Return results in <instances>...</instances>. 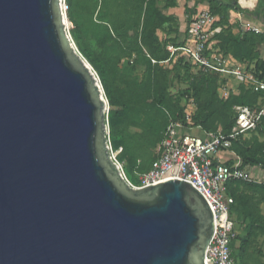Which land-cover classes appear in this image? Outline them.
<instances>
[{
	"label": "water",
	"instance_id": "water-1",
	"mask_svg": "<svg viewBox=\"0 0 264 264\" xmlns=\"http://www.w3.org/2000/svg\"><path fill=\"white\" fill-rule=\"evenodd\" d=\"M62 19L60 0H0V264H205L210 206L183 181L125 182Z\"/></svg>",
	"mask_w": 264,
	"mask_h": 264
},
{
	"label": "trees",
	"instance_id": "trees-1",
	"mask_svg": "<svg viewBox=\"0 0 264 264\" xmlns=\"http://www.w3.org/2000/svg\"><path fill=\"white\" fill-rule=\"evenodd\" d=\"M164 1H167L165 2L166 7L174 8L176 6L175 0H129L130 5L137 13L138 26L140 27L138 33L139 43L136 48L140 54L143 48L150 55V58L146 60L149 79L153 78L151 60H165L169 55L166 50L168 42L165 41L162 43L159 40L157 32L165 25H171L177 22L173 16L164 15L158 8L157 4ZM195 1L200 3L207 2L209 13L217 18L214 26L221 28L220 33L213 37V42L216 41V43L214 42L212 49L245 65L247 69H249V66L245 62H253L254 67L250 69L259 78H264V59L258 57L256 50L258 44H264V35L252 32L235 34L229 25L228 13L230 11L236 13L247 12L241 9L238 0ZM263 1H257L256 10L261 7ZM67 5V17L73 24V29L71 30L72 39L78 51L92 66L99 77L105 97L110 106L108 125L113 148L115 150L121 149L118 158L126 162L130 171L135 168L138 173L146 172L151 167L152 162L157 158V148L161 142L163 133L159 138L154 156L150 161L143 167H140V165L136 166L135 157L130 151L125 139L128 108L124 105V101L120 99L117 93L116 70L90 49L78 22L73 16L74 0H67ZM185 12L188 14L190 10L185 9ZM111 32L114 34L117 30H111ZM185 33L187 35V28ZM190 66L194 73L190 77V83L187 89L184 90L183 99L185 101L191 99L195 105V111L191 117L193 126L199 127L204 132L221 130L225 134L229 133L235 124L233 107L236 105L253 106L258 102L259 94H254L242 85H238L235 91H229L226 98H221L217 91L219 86L225 83V79L221 78L217 73L204 71L203 69L194 67L192 64ZM157 95H154L152 91V95L148 97L149 103L157 106L158 109L159 107L167 109L171 113L172 118L184 123L183 109L178 102H175L165 89L159 90ZM259 130L264 133V119L254 132L247 135L256 133ZM244 138L245 136L241 137L232 146V150L241 159V168L258 167L264 171V141L259 142L253 139L252 143H250L244 140ZM132 184L138 186L137 177L132 180ZM234 184L242 185L243 188L251 192H261L264 194V182L232 181L227 184L226 194L233 200L230 206V217L234 223L236 233L237 215L247 221L244 237H240L239 233H237L236 238L231 243V257L234 264H246L245 258L247 252L254 244L257 235L261 234L264 236V216L259 211V205L264 204V198L256 201L251 195L238 194L230 187Z\"/></svg>",
	"mask_w": 264,
	"mask_h": 264
},
{
	"label": "rangeland",
	"instance_id": "rangeland-1",
	"mask_svg": "<svg viewBox=\"0 0 264 264\" xmlns=\"http://www.w3.org/2000/svg\"><path fill=\"white\" fill-rule=\"evenodd\" d=\"M65 2L67 5V0ZM165 2L167 1L159 3ZM185 9H188L187 5ZM263 14L264 1L259 15V21L264 26ZM73 16L78 22L90 49L116 70L117 93L128 108L125 139L135 157L136 166L140 165V167H143L154 156L159 138L166 128L170 124L181 123L172 118L171 113L167 109L161 107L158 109L157 106L149 103L148 97L152 95V91L154 95H157L159 90L165 89L168 95L182 107L183 114L185 111L189 110L188 112H190L195 110L188 108V100L185 101L183 99L184 90L187 89L190 77L194 73L186 54L178 51V48H183L187 35L185 32L179 33V22L165 25L157 32L159 40L162 43L168 42L166 50L169 55L165 60H151L153 78L149 79L146 60L150 58V55L143 48L140 54L136 48L139 43L138 33L140 27L138 26L137 13L130 5L129 0H74ZM67 20V27L71 34L73 24L69 21L68 17ZM233 20V16L228 15L229 24L233 23ZM234 27L231 26V29ZM111 30H117V32L112 34ZM256 50L258 57L261 58L264 54V44H258ZM245 63L248 64L249 69L254 67L253 62ZM225 83L229 84V88L232 91L237 89L238 84L232 77L227 82L225 81ZM220 87L217 93L219 97H222L228 90L222 92L220 91ZM109 110L110 106L107 104L102 124L105 125L106 133L109 134L110 138L108 125ZM185 128L190 129L195 127L191 122L190 125H185ZM253 139L263 142L264 133L259 130L251 135H246L244 138V140L250 143H252ZM113 150L117 154V160L124 168L127 179L132 183V180L136 179L137 170L134 168L130 171L126 162L119 160L120 148L117 150L113 148ZM249 179L252 182L260 183L253 178ZM230 187L238 194L251 195L256 201L264 198L263 193L251 192L243 188L242 185L234 184ZM259 211L264 216V204L259 205ZM236 223L237 233H239L240 237H244L247 221L237 215ZM245 262L246 264H264L263 235H257L254 244L247 252Z\"/></svg>",
	"mask_w": 264,
	"mask_h": 264
},
{
	"label": "built area",
	"instance_id": "built-area-1",
	"mask_svg": "<svg viewBox=\"0 0 264 264\" xmlns=\"http://www.w3.org/2000/svg\"><path fill=\"white\" fill-rule=\"evenodd\" d=\"M61 13L68 10L65 0H60ZM67 18V17H66ZM242 34L252 32L264 35V31L251 21H241ZM216 17L209 11H200L187 26L186 45L178 51L186 54L194 67L220 75L227 82L232 77L238 85L254 94H259L258 102L253 106L236 105L233 107L235 124L227 134L221 130L204 132L203 136H194L182 132L185 125L191 124L195 105L188 100L184 123L170 124L163 133L157 148V158L148 171L136 173L138 186L126 177L122 164L117 160L106 133V146L111 161L117 166L125 182L136 189L148 188L168 180H178L191 184L205 199L213 214V233L205 251V264H234L231 257V243L236 238L234 223L230 217L231 197L226 194L227 184L232 181L249 182V177L241 168L239 157L232 150L233 143L241 137L254 132L264 119V78H259L251 69L240 65H231L228 58L212 49L213 37L221 28L215 27ZM66 31L71 34L66 26ZM172 49V48H169ZM230 91L227 83L221 84L220 91ZM200 129L199 127H196ZM201 130V129H200ZM220 154H230L232 158L221 162Z\"/></svg>",
	"mask_w": 264,
	"mask_h": 264
},
{
	"label": "crops",
	"instance_id": "crops-1",
	"mask_svg": "<svg viewBox=\"0 0 264 264\" xmlns=\"http://www.w3.org/2000/svg\"><path fill=\"white\" fill-rule=\"evenodd\" d=\"M258 1V0H257ZM257 1L254 5L253 8H243L240 4L239 6L241 7V9L247 11L246 13H236L233 11H230L228 13L229 16H233L234 20L233 23H230V26H235L232 29V32L237 34V33H242L241 30V22L239 20V18H241V21H251L254 24L258 25L262 30H264V26L263 23L259 21V15H260V9L261 7L256 10L257 7ZM187 5L188 9L190 10V12L187 14L185 12V6ZM158 8L161 10V12L166 15V16H173L177 22H179V33H183L186 31V28L188 26V23L192 21V19L198 15V13L200 11H204L207 10L208 11V4L207 2H196L195 0H176V6L173 7H166L165 3H158L157 4ZM264 15V14H263ZM189 20V21H188ZM217 20V18H216ZM188 21V22H187ZM238 26V27H237ZM187 40L184 43V46L186 45ZM216 43V41H214ZM213 42V43H214ZM183 46V47H184ZM181 49V48H178ZM228 58L229 62L231 65H240L243 67H246L243 64L238 63L237 61L233 60L231 57L229 56H225ZM262 59H264V54L261 57ZM228 87L229 84L227 83ZM230 89V88H229ZM232 90V89H230ZM182 132L190 134V135H194V136H199L202 137V130L195 128H190V129H184ZM218 158L220 159L221 162H227L228 160H230L232 158V155L230 154H220L218 156ZM258 167H247L244 169L245 174L249 177V178H253L254 180H258L260 183L264 182V171L261 170ZM251 171V172H250ZM263 172V173H262Z\"/></svg>",
	"mask_w": 264,
	"mask_h": 264
},
{
	"label": "bare ground",
	"instance_id": "bare-ground-1",
	"mask_svg": "<svg viewBox=\"0 0 264 264\" xmlns=\"http://www.w3.org/2000/svg\"><path fill=\"white\" fill-rule=\"evenodd\" d=\"M257 0H239V3L240 5L243 7V8H253L255 3H256ZM60 11H61V5H60ZM62 14V20H63V24L65 26L68 25V20L67 18L65 17V14L64 13H61Z\"/></svg>",
	"mask_w": 264,
	"mask_h": 264
}]
</instances>
